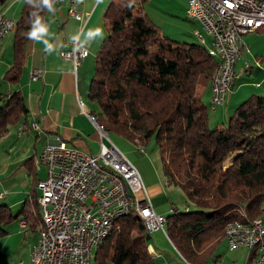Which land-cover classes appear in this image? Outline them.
<instances>
[{"label": "trees", "instance_id": "1", "mask_svg": "<svg viewBox=\"0 0 264 264\" xmlns=\"http://www.w3.org/2000/svg\"><path fill=\"white\" fill-rule=\"evenodd\" d=\"M148 1L111 0L106 7V36L95 55L87 95L89 112L109 137L139 147L154 140L164 184L181 189L187 209L170 210L165 233L186 262L209 264L229 223L264 216V93L239 104L223 127H211L196 90L207 85L211 90L218 63L197 42L163 36L144 10ZM48 9L42 0L25 1L14 23V61L3 77L7 83L19 82L28 33ZM3 99L0 137L27 114L19 93ZM38 183L34 179L36 189ZM131 209L114 221L93 264H153L149 232ZM20 218L42 231L39 194H30L16 215L0 206V240Z\"/></svg>", "mask_w": 264, "mask_h": 264}, {"label": "crops", "instance_id": "2", "mask_svg": "<svg viewBox=\"0 0 264 264\" xmlns=\"http://www.w3.org/2000/svg\"><path fill=\"white\" fill-rule=\"evenodd\" d=\"M25 1L7 0L0 5V14L14 23L17 22ZM110 1L54 0L53 10L48 9L40 20L45 24V31L29 38L26 43L22 73L16 84H9L3 79L14 61L13 30L0 42V99H7L11 93L17 92L23 98L27 109V114L16 124L9 125L6 133L0 137V206H8L11 212L17 211V214L30 194H39L36 185L34 186V179L41 180L46 175L45 168L38 167L39 154L44 146L54 143L58 138L90 155H97L99 152L101 132L99 129L97 132L92 122L82 113L79 101L85 105L86 112L91 114L88 89L94 74L95 55L106 36L103 13ZM178 2L184 5V0H164L163 6L167 10L164 15L155 11L161 9V6H154V9H149L150 12H145L151 21L158 25L163 36L186 43H196L192 30L198 29L199 24L188 16V19L186 18V0L185 7L181 9L185 18L180 20L178 16L177 19L169 17L176 15ZM71 7L82 14L81 22L70 18L68 10ZM242 40L245 47L236 65L237 78L226 103L212 110L213 89L210 90V85L199 86L196 90L197 96L207 107L210 125L223 127L227 117L239 104L252 95L264 93V31L260 29L255 33L245 34ZM73 43L84 47L88 52L76 71L72 63L62 59L59 54L60 51L69 50ZM34 70L42 72L37 80L31 79ZM36 123L38 131L33 128ZM22 127L25 128V133L19 135ZM110 137L109 141L117 151L138 171L156 214L167 217L171 205L178 210L186 209L185 204L180 208V205L170 199L166 190L169 186L164 184L162 174L153 162L147 157L133 156L130 150L123 152L121 145ZM104 143L108 145L107 141ZM138 154L145 155V150L143 154L138 151ZM21 222L20 218L11 224L8 227V235L0 240V264H4L7 257L17 251L18 245L28 243L30 248L37 242L39 229L37 232L26 225L23 228L20 226ZM146 245L153 264H189L162 231L150 233ZM29 248L22 256L28 257L26 263L22 261L24 264L30 261ZM255 258V250L239 248L229 251L223 237L212 249L208 263L214 259V264H253Z\"/></svg>", "mask_w": 264, "mask_h": 264}, {"label": "built area", "instance_id": "3", "mask_svg": "<svg viewBox=\"0 0 264 264\" xmlns=\"http://www.w3.org/2000/svg\"><path fill=\"white\" fill-rule=\"evenodd\" d=\"M186 1V14L206 24L207 32L213 34L211 45L224 55L223 70L212 100L224 105L237 78L236 65L245 47L242 36L249 24L264 21V0ZM68 14L74 21L83 20L82 14L73 7ZM40 27H45L44 22ZM13 28L14 22L0 14V42ZM192 34L197 33L192 31ZM59 54L62 59L70 61L76 71L88 52L73 43L69 50ZM41 75V71L34 70L31 79L37 80ZM79 106L97 131L96 123L84 111L81 101ZM36 127L38 131L37 123ZM23 133L22 127L19 135ZM99 137L97 155L69 146L58 138L44 146L39 154L40 166L46 172L45 178L39 180L46 230L35 243L27 264H85L89 247L106 225L108 215L128 211L132 207L139 208L146 216L150 233L159 231L161 215L153 210L138 171L117 151L109 141V135ZM139 153L143 154L144 150L140 149ZM175 209L171 205L170 210ZM23 225L22 221L20 226ZM256 236H264V222L252 219L245 225L229 223L224 239L228 250L233 251L243 248ZM255 252L253 264H264V244L259 245Z\"/></svg>", "mask_w": 264, "mask_h": 264}, {"label": "bare ground", "instance_id": "4", "mask_svg": "<svg viewBox=\"0 0 264 264\" xmlns=\"http://www.w3.org/2000/svg\"><path fill=\"white\" fill-rule=\"evenodd\" d=\"M188 18L202 26L201 29H195L193 31L194 33H197V34H193V35L197 38V41H198V43L200 45H202L203 47L206 48L207 45H208V43L206 41V37H210V39H211L210 40L211 42L209 44V47H211V49L208 51V53L211 56V58L215 59L217 61V63H218L217 72H216V75H215V77L213 79V84H212L213 96H212V99H211V109L215 110L217 107L223 106L221 102H214L212 100L214 99V96H215L216 86L219 83L220 71L223 70L224 55L221 53L220 50H214V47L211 45V44H213V34L211 32H207L206 24L203 23L198 18L190 17L189 14H188ZM42 23H43V21H41L39 23V25L41 26ZM261 26H264V21L253 22V23L249 24L247 29H246V34L255 32ZM82 105H83L84 111H86L85 105L83 103H82ZM89 115H91V114H89ZM91 117H92V119L94 120V122L97 125V132H98V129L101 132V134H99V133L98 134L99 135H108V133L104 130L103 126L100 125L95 120L93 115H91ZM33 128H35V130H37L36 125L33 126ZM23 129H24V133H25V128L23 127ZM39 166H40V160H38V167ZM37 190L39 192V183L37 185ZM39 204H40V209H41V213H42L43 229L40 232L39 239L37 240V242L40 240V238L42 236V233L46 230V218H45V215H44V212H43V205H42V202H41L40 192H39ZM130 209L131 208H129L128 211H122V212H117V213L108 215L107 220H106V225L103 226L99 236L94 239L93 245L89 247V251H88V254L86 256L85 264H93V261H94V258H95V253H96L97 249L102 245V243L104 242V240L108 236V234L111 232V229H112L114 221L116 219H118L119 217H122V216H125L126 214H128ZM134 209L136 210V213L138 214V216L143 220V222H144V224L146 226L147 232H149L146 216L143 214V212L139 208H134ZM185 210H187V209H185ZM243 220L245 221V219H243ZM255 221L256 222H264V219H258V220H255ZM166 223H168V222H166V217L161 215L159 220H158V229H159V231H162V232L165 233V227H166L165 225H166ZM234 223H235V225H245V222H240V221H235ZM24 227H25V223L23 225V228ZM149 234H150V232H149ZM263 244H264V236H256V237H252L251 240L247 244L244 245V247L249 249V250H255L256 251V249L259 248V245H263ZM34 245L35 244H33L32 247L30 248V257L32 255V249L34 248ZM21 263H23V262H20L19 264H21Z\"/></svg>", "mask_w": 264, "mask_h": 264}, {"label": "rangeland", "instance_id": "5", "mask_svg": "<svg viewBox=\"0 0 264 264\" xmlns=\"http://www.w3.org/2000/svg\"><path fill=\"white\" fill-rule=\"evenodd\" d=\"M163 1L164 0H149L147 3H146V6H145V11L147 12H150L149 9L153 8L154 9V6H161L162 8L161 9H155V11L157 12H161L162 15H164L167 10L165 8V6H163ZM162 2V3H161ZM179 3V6H177V10L175 11L176 12V15H173V16H169L170 18H174V19H177V16L178 18L181 20L184 17V14L182 13L183 11H181L182 7L184 6L185 7V0H184V5H182L183 3L182 2H178ZM187 4V3H186ZM162 10V11H161ZM146 12L147 16L150 18V16L148 15V13ZM179 14V15H177ZM188 14H186V18H187ZM151 19V18H150ZM188 19V18H187ZM152 22L154 23V21L152 20ZM155 24V23H154ZM155 26L160 29L158 27L157 24H155ZM201 25H199V28L198 29H201ZM260 29H262V31H264V26H261L259 27L255 32L259 31ZM195 29H193L192 31H194ZM160 31V30H159ZM253 32V33H255ZM194 36V35H193ZM195 37V36H194ZM172 39V38H171ZM195 41L197 42L196 38H194ZM172 40H175V41H178V42H183V41H180V40H176V39H172ZM206 41L208 43L206 49H207V52L211 49V47H209V42H210V37H206ZM198 43V42H197ZM203 47V46H201ZM213 81V79H212ZM211 89H212V84H211ZM221 107V106H220ZM233 112V111H232ZM230 117V116H229ZM229 117H227L229 119ZM228 119H227V122H228ZM226 122V123H227ZM211 127H214L213 124L211 125ZM112 141L114 142H117L119 143V145H121L120 149L121 150H124L123 152H125V150H130L131 151V154H133V156H136L138 158H141V157H147L149 159V161H151V163L153 162V164H155V166H157V170L159 171L160 174H162V171H161V162H160V154L158 152V149L156 148L155 146V142L154 140H151L147 143L146 146L144 147H139V146H134L132 144H129V142L123 140V139H120V140H117L115 139L114 137H110ZM129 146V147H128ZM127 148V149H126ZM139 149H144L145 150V155L143 156H140L138 154V151ZM130 157L132 155H129ZM129 157V158H130ZM42 175V173H41ZM168 194L170 195V199L173 201V202H176V204L180 205V208H182L185 204V199H184V196H183V192L181 191L180 188L176 187V186H169L166 188ZM3 196V195H2ZM38 196V195H37ZM39 208V207H38ZM190 208H192L190 206ZM184 211V209H182ZM40 211V210H39ZM16 212L17 211H13L12 214L13 215H16ZM42 214V213H41ZM260 219H263V218H260ZM32 247V246H31ZM30 247V248H31ZM28 248H29V245L28 243H23L21 245H18V248H17V251H15L14 253H11V255L9 257H7L8 259L4 262V264H18L20 263V261L22 262H27L28 260V257L26 258V256L22 257L23 255H25L28 251ZM29 248V250H30ZM239 249V248H238ZM245 249V248H243ZM2 258H3V255H2ZM215 262V261H214ZM213 260L210 264H214ZM106 264H112L110 262H106ZM219 264V263H218ZM227 264V263H226Z\"/></svg>", "mask_w": 264, "mask_h": 264}, {"label": "clouds", "instance_id": "6", "mask_svg": "<svg viewBox=\"0 0 264 264\" xmlns=\"http://www.w3.org/2000/svg\"><path fill=\"white\" fill-rule=\"evenodd\" d=\"M28 2H29V3H32V0H28ZM42 3H43L44 6L48 7L49 10H53V9H52V0H42ZM43 31H45V29L42 28V27H40V25H39V21H36L35 24H34V26H33L32 31H30V32L28 33V37H29V38H34V37L37 36L38 32H43ZM98 31H99V30H97V32H98Z\"/></svg>", "mask_w": 264, "mask_h": 264}]
</instances>
